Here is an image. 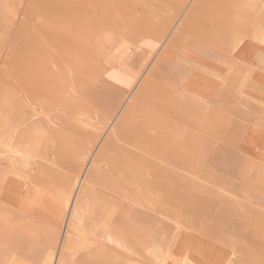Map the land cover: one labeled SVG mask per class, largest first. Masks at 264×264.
I'll return each mask as SVG.
<instances>
[{"label":"rangeland","instance_id":"obj_1","mask_svg":"<svg viewBox=\"0 0 264 264\" xmlns=\"http://www.w3.org/2000/svg\"><path fill=\"white\" fill-rule=\"evenodd\" d=\"M231 3L238 2L0 0V183L12 178L23 188L44 183L43 190L59 192L94 167L87 156L96 123L114 114L124 96L122 81L134 75V84L139 75L122 70L89 79L87 70L75 69V58L80 64L88 57L84 48L73 47L87 26L99 24L112 45L114 39L126 45L130 65L150 62L149 79L139 82L134 106L122 119V139L112 150L106 145L96 186L98 193L116 196L113 223L128 250L108 249L113 240L107 236L105 249L87 242L86 251H73L70 264H161L154 255L164 259L183 231L222 244L231 264H264V191L241 173L227 116L218 112L211 119L174 75L178 48L192 44L195 31L200 35L204 26L216 25L212 21L230 12ZM164 38L168 53L151 61ZM39 134L46 135L40 144ZM84 142L87 156L78 159ZM45 145L51 161L37 157ZM113 171L122 180L115 185L118 193H112ZM103 210L94 207L93 218L74 223L70 236L90 240L91 223L99 212L105 216ZM49 236L0 200V250L39 249V263L22 259L42 264ZM2 263L14 264L11 257H0Z\"/></svg>","mask_w":264,"mask_h":264},{"label":"crops","instance_id":"obj_2","mask_svg":"<svg viewBox=\"0 0 264 264\" xmlns=\"http://www.w3.org/2000/svg\"><path fill=\"white\" fill-rule=\"evenodd\" d=\"M254 1L256 0H237L236 5L231 3L230 12L219 15L212 21L216 25L211 24L208 28L204 26L200 35L195 31L193 43L181 46L177 50V73L175 72L174 75L179 79L183 91L202 105L203 110L204 108L209 110L211 119L215 118L213 114L218 112L227 116L228 130L232 132L233 137L229 144L233 146L235 159L242 164L241 173L251 178L248 181L251 180L255 187H261L258 191L262 192L264 191V5ZM116 43L114 39L112 45L110 33L107 34L102 30L99 24L95 26L91 23V26L85 28L80 44L78 42L73 46L78 50L84 48L88 52V57L84 62L80 59V64H77L78 60L75 58L73 67L87 70L89 79L99 75L109 76L112 71L120 74L122 70H129L130 74H138L139 78L149 79L146 75L149 71L147 70L150 66L149 60L143 58L139 65L130 66L126 45ZM164 43L166 38L157 47V55L154 52L151 61L162 54L161 58L166 56L168 50L163 51ZM144 51L147 54L146 48ZM171 53L172 51L169 50V55ZM149 56L147 59L150 58ZM147 62L149 63L146 64ZM132 77L129 79H133ZM129 79L120 84L126 86L124 96L131 87L132 82ZM116 80L118 81V77ZM122 98L118 101L114 114L109 115L108 118L115 116L123 102ZM122 128L123 126L117 130L114 145L108 144L109 149L116 148L117 141L122 139ZM39 136L38 144L46 135ZM105 143L104 137L98 146L99 150L103 147L100 162L84 174V180L89 173L91 178L83 194L81 187L84 184L80 185L79 190H74L72 184L71 188L59 191L60 193L49 187L54 191L52 193L49 189L43 190L42 187H46L44 183L25 188L18 179L6 178L0 183V200L11 212L26 217L40 228L48 229L49 243L46 245V255L42 264H70L73 251L75 249L86 251L87 242L90 246H95L97 251L100 248L105 249L107 236L113 240L112 248L108 249L128 250L129 245L119 237V231L113 223L116 196L98 193L96 190L98 177L104 168L107 145ZM92 146L95 144L89 142V151L92 150ZM40 149L39 154L51 161L47 148ZM78 155V159L87 156L85 142ZM89 155L88 152L87 158ZM118 166L124 167V165ZM109 175L113 177L112 193H118L115 185L120 184L122 180L117 175V171ZM18 176L20 178V174ZM98 205L100 212L103 207V212L106 213L102 217L99 212L98 222L91 223L92 242L85 236H70L73 224L82 225L85 216L91 220L94 215L93 209ZM56 233H59V236ZM42 256L43 253L39 249L0 250V257H11L14 264H23L26 259L22 258L28 257L33 258L34 263L36 261L39 263L36 258ZM154 257L161 264H183L185 260L192 264H231L229 253L222 244L195 231L179 233L170 254L167 252L164 259H159L156 255Z\"/></svg>","mask_w":264,"mask_h":264},{"label":"bare ground","instance_id":"obj_3","mask_svg":"<svg viewBox=\"0 0 264 264\" xmlns=\"http://www.w3.org/2000/svg\"><path fill=\"white\" fill-rule=\"evenodd\" d=\"M195 2H197V1H195ZM249 3V2H248ZM245 7V6H244ZM199 8V7H198ZM241 8V7H240ZM237 13V12H236ZM189 17H190V15H189ZM183 26V25H182ZM160 27V26H159ZM165 28V27H164ZM180 28V27H179ZM183 28V27H182ZM163 30V29H162ZM176 30H178L177 28H176ZM181 30V29H180ZM158 32H160V31H158ZM176 32V31H175ZM156 35V34H155ZM177 36V35H176ZM164 40H165V38H164ZM156 55H157V51H156ZM161 56H163V54L161 55ZM160 56V57H161ZM150 57V56H149ZM130 66H132V65H130ZM145 66V65H144ZM142 67V66H141ZM143 78L142 77H140L136 82H134V84L133 83H131V87L130 88H128V93L126 94V96H124V98H123V102H122V104H121V106H120V108H119V110L117 111V113L115 114V116L114 117H112V118H108V116L109 115H107V119H105L103 122H100V121H97V128H95V130H96V133H95V137H94V139L91 141L93 144H95V146H92L93 148H92V150H91V153H90V151H89V153H90V155H89V158H88V165H91V164H93V166H95L98 162H100V160H101V158H102V150H103V147H102V149H100L99 150V148H98V146H99V142L101 141V139H103L104 137L106 138V143L105 144H111L112 146L114 145V142H115V140H116V135H117V130H118V128L119 127H121L122 126V119L123 118H125V117H127V114H128V112H129V110L131 109V107L133 106V104H134V102H135V92H136V89H137V86H138V84H139V82L142 80ZM144 79H145V77H144ZM147 78L145 79V82L147 83ZM125 87L126 86H123L122 87V92L124 93L125 92ZM145 87V86H144ZM43 90V89H42ZM71 91V93H72V89H70ZM45 92L43 91V94H44ZM75 95V94H74ZM50 96V95H49ZM136 96H137V94H136ZM60 99V98H59ZM58 99V100H59ZM40 102H42V101H40ZM94 126V125H93ZM3 134V133H2ZM40 135V134H39ZM43 135H45V134H43ZM15 148V146H11L10 145V149L12 150V149H14ZM38 148H39V150H38ZM37 148V146H35V150H34V152L35 151H40L41 149V147L39 146ZM46 148V146H43L42 147V150H44ZM17 149V148H16ZM11 150H9V152H11ZM12 151H14V150H12ZM15 151H18V150H15ZM20 151V150H19ZM17 154V153H16ZM36 154V153H35ZM37 156V155H36ZM37 157H39V159H42V160H46L45 159V157L44 156H42V155H38ZM86 157V156H85ZM54 162V161H53ZM92 162H94V163H92ZM84 163V162H83ZM91 163V164H90ZM92 166V167H93ZM87 167V166H86ZM91 167V168H92ZM86 173V171L83 173V174H81L80 175V177L77 179V181H76V184H75V186H74V190H79V188H80V185L81 184H84L82 187H81V192H82V194H83V191L85 190V187H86V185L88 184V179L86 180H84V174ZM90 176V175H89ZM49 190H51V188H49ZM67 199V198H66Z\"/></svg>","mask_w":264,"mask_h":264}]
</instances>
